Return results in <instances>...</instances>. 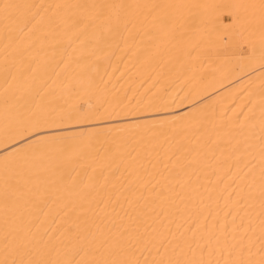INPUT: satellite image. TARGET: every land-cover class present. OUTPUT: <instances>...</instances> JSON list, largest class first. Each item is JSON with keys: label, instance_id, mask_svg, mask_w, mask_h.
Listing matches in <instances>:
<instances>
[{"label": "bare ground", "instance_id": "bare-ground-1", "mask_svg": "<svg viewBox=\"0 0 264 264\" xmlns=\"http://www.w3.org/2000/svg\"><path fill=\"white\" fill-rule=\"evenodd\" d=\"M0 264H264V0H0Z\"/></svg>", "mask_w": 264, "mask_h": 264}]
</instances>
